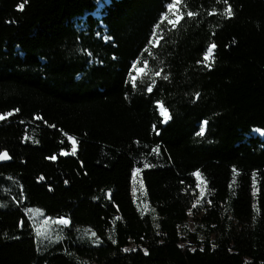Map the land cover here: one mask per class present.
<instances>
[{"label": "trees", "instance_id": "trees-1", "mask_svg": "<svg viewBox=\"0 0 264 264\" xmlns=\"http://www.w3.org/2000/svg\"><path fill=\"white\" fill-rule=\"evenodd\" d=\"M169 2L0 0V114L20 109L0 121V264H264V0H229L232 17L183 0L175 29ZM200 181L203 240L188 230ZM30 209L71 223L41 244Z\"/></svg>", "mask_w": 264, "mask_h": 264}, {"label": "snow or ice", "instance_id": "snow-or-ice-1", "mask_svg": "<svg viewBox=\"0 0 264 264\" xmlns=\"http://www.w3.org/2000/svg\"><path fill=\"white\" fill-rule=\"evenodd\" d=\"M182 3H183V0H171V2H169L166 5L167 11L161 14V21H167V23L170 24L173 29H175L181 23V21L184 20V18H185V13L181 10ZM223 3L226 5V7L224 9V14L227 17H232L234 15V12H233L232 5L229 3V0H223ZM19 7L21 9H23L24 5L21 3L19 5ZM186 15H187V17L192 18V17L197 16L198 14L189 10V11H187ZM159 27H160V25L157 24L156 28H159ZM162 39H163L162 36L157 37L155 33L153 34V42H154L156 47H159L160 41ZM216 47H217V45L215 43H213L207 48L206 54L204 55V61H208L209 57L214 55V50L216 49ZM139 63H140L139 60L134 61L132 66H131L132 69L137 73V75L133 76V75H131V73H129L130 78H131L134 85L137 81L138 76L146 74V72H147L148 61L147 60L144 61L143 67H137V65ZM208 66L210 67L211 65H208ZM156 75H160V73L157 72ZM167 78H168L167 76H164V79H167ZM152 90H153L152 86L149 85L147 87V91L152 92ZM157 103L159 106L160 115L163 117V122L167 123L170 119H172V117L169 113V110H168V108H166L164 106V104L162 102L158 101ZM19 111H20V109L17 108V109H14L13 111L0 114V121L6 120L8 117L13 116L14 112H19ZM37 119H42V118L37 117ZM207 124H208L207 120L203 121V126L201 127L200 131L197 133L198 136L204 135V132H205L204 126H206ZM255 131L257 133H264V129H260V128L255 129ZM68 139L71 141L72 154L75 155L76 150H77V140L75 137H72V136H69ZM154 151H156L158 153L159 152V146H157L156 149H154ZM64 155H68V153L65 152ZM49 158L52 160H55L56 156H51ZM9 159H11V157L9 156L7 151L0 152V161H5V160H9ZM145 167L146 168L151 167V165L145 164ZM140 171H141L140 168H137L135 170V172L133 174V179H135V175L140 173ZM234 171H235V169H234ZM193 175H195L197 178L200 177L199 171H197ZM41 179H43V177H41ZM253 179L255 182V175H254ZM65 183H67V181H65ZM200 194H201V197H203V195H204V189L203 188L200 189ZM254 194H255V192H254ZM209 203H211V202L209 201ZM49 220H52V217H49L48 220H46L44 223L47 224ZM58 222L61 225H69L71 223V221L65 217L58 218ZM93 235H95V234L93 233ZM113 242H115V241H113ZM124 250L129 251V249H124Z\"/></svg>", "mask_w": 264, "mask_h": 264}, {"label": "rangeland", "instance_id": "rangeland-1", "mask_svg": "<svg viewBox=\"0 0 264 264\" xmlns=\"http://www.w3.org/2000/svg\"><path fill=\"white\" fill-rule=\"evenodd\" d=\"M134 174V172H133ZM204 189V195L201 197L200 189ZM146 194L145 186L142 180V175L140 173L135 175V179H133L132 175V197L137 209L140 212L146 211L149 212L152 210L150 205H146L144 203V197ZM196 212L195 217L191 216L188 221V230L190 233H194L197 235L199 240L204 239V231L206 230V223L203 221V218L206 212L210 209V203L207 201L206 195V187L200 181L199 186L197 188V202L195 204ZM30 224L35 230L38 241L41 244H48L56 242L60 238L59 233V225L58 220H49L47 224L44 222L48 220V218L44 217L42 213L35 209H30L26 213ZM81 234L90 237L89 231L83 229Z\"/></svg>", "mask_w": 264, "mask_h": 264}, {"label": "water", "instance_id": "water-1", "mask_svg": "<svg viewBox=\"0 0 264 264\" xmlns=\"http://www.w3.org/2000/svg\"><path fill=\"white\" fill-rule=\"evenodd\" d=\"M0 162L9 163L10 162V159L9 160H5V161H0Z\"/></svg>", "mask_w": 264, "mask_h": 264}]
</instances>
